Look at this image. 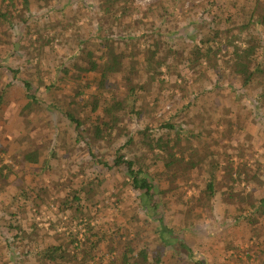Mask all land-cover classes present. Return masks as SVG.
<instances>
[{
    "label": "rangeland",
    "instance_id": "1",
    "mask_svg": "<svg viewBox=\"0 0 264 264\" xmlns=\"http://www.w3.org/2000/svg\"><path fill=\"white\" fill-rule=\"evenodd\" d=\"M158 1L128 0L130 11L132 6L136 9L132 10L131 17L140 18L148 6ZM84 2L88 8L81 9L80 0H29L27 8L20 7V2L16 11L19 9L24 20L9 14L7 21H0V95L3 98L0 167H5V176H0V264H109L117 261L123 250H130L128 247L125 250L126 243L134 251L145 247L150 260L158 252L162 264H195V261L264 264V211L252 212L249 203L240 199L251 194L250 203L256 204L264 196V99L258 87L260 81L264 84V74L243 86L241 76L219 54L216 67L213 59L205 58L197 67L187 61L179 63L161 87L152 85L143 73L141 82L146 86L139 91L140 113L124 121L128 129H133V143L129 150L122 151L125 158L135 160V167L143 165L145 175L156 181L153 201L147 211L143 207L146 200L142 192L131 188L125 169L108 168L99 162L112 163L115 144L126 139L125 130L114 129L118 133L114 144L106 139L96 140L90 128L78 136L74 125L62 113L80 110L79 105L71 108L69 104L75 84L60 80L62 69L68 67L69 57L77 47L84 46L88 43L85 39L97 32L94 10L101 1ZM195 2L200 5L212 2L211 11L230 16L229 24L235 27L246 20L255 5L258 13L264 12V0ZM189 8L190 1H186L175 18L160 25L163 31L182 32L172 37L167 35L166 39L175 42L184 57L191 55L199 33L206 31L204 22L193 20L196 8L191 17L185 16ZM130 22V15H125L113 27L112 34L118 36ZM106 25L105 21L103 27ZM27 26L31 35L26 33ZM132 27L129 24L127 30L131 31ZM106 31L100 30V34L104 36ZM251 31L256 32L255 37L260 33L264 38L262 25L242 32L237 29L235 33L238 39L244 40ZM51 36L53 40L47 43ZM77 36L81 38L77 40ZM140 44L143 46L142 40ZM11 69L41 79L36 94L38 104H31L25 98L23 84ZM95 76L90 74L88 79L91 81ZM50 83L54 86L47 88ZM109 84L115 93L123 96L120 90L125 85L120 76L111 77ZM93 89L94 86L85 89L86 98H90ZM169 119L180 133L176 156L185 160L205 159L202 168L194 170V174L201 173L195 180L186 181L177 176L170 184L158 176V168L164 171L163 162L152 167L154 157L146 151L145 139L165 133L158 124ZM119 125L123 128L122 123ZM146 125L152 127V134L138 133ZM175 136L171 133V140ZM28 151L41 153L39 164L25 160ZM210 164L217 166L215 193L211 197L202 190ZM242 164H246L245 171L239 170ZM173 171L181 170L174 168ZM85 178L91 181L85 185L89 198L81 194L83 214L71 217L73 212L67 207L71 189L79 188L80 181L85 184ZM234 195L239 196L233 200ZM160 224L167 225L172 235L191 247L195 254H181L168 242H160L155 233ZM88 227L93 228L94 239H98L94 259L86 261L80 247L76 260L70 255L54 262L42 259L39 253L50 243H61L66 253L74 252V237L83 242L89 233ZM131 254L132 260L137 258Z\"/></svg>",
    "mask_w": 264,
    "mask_h": 264
},
{
    "label": "trees",
    "instance_id": "2",
    "mask_svg": "<svg viewBox=\"0 0 264 264\" xmlns=\"http://www.w3.org/2000/svg\"><path fill=\"white\" fill-rule=\"evenodd\" d=\"M84 1L80 0L82 2L81 9L88 8ZM100 1L101 4L96 6L97 10H94V18L96 20L98 19L97 32L94 31L93 35L85 39L88 43H84V46L81 44L82 46L79 45L77 47L69 57L71 58L69 62H71L68 64V67L62 69L63 77L60 78L61 81L71 80L74 82L75 89L73 96L69 98V104L71 108L79 105L80 110L77 112L72 109V111L68 110L62 113L74 125L78 136H81L83 131L90 128L96 140L106 139L108 143L114 144L115 138L118 136L117 132L114 133V129H117L119 132L123 129L125 130L127 133L125 136L126 139L123 143L115 144L112 163L109 164L102 160L99 162L108 168L123 167L131 188L135 191L142 192L143 198L146 200L144 201L143 207L148 211V204L153 201V189L157 186L156 181L148 175H145L143 165L135 167V160L125 158L126 155L122 151L123 149L129 150L133 143V129H128L124 121L132 119L134 115H139L140 113L141 107L137 103L142 98L139 96V91L143 90L146 86L145 82H141L143 73L148 75L147 80L149 79L152 85L159 84L161 87L167 81L166 78L176 70L173 68L179 63L184 64L187 61L197 67L201 63L202 58H205L207 60L213 59L215 61L213 66L216 67L218 65L216 56L219 54L230 69L236 75L241 76L243 86L250 84L255 76L260 75L261 77L264 74V48L262 46L264 45L262 43L264 38L263 36L261 37L260 33L259 37H255L256 32L251 31L252 33H247V38L240 40L235 30L239 29L242 32L247 31L249 28L256 29L258 25L264 26V12L261 11L258 13V7L255 5L250 9L246 20L238 27H235L229 24L231 20L230 16L224 17V15L221 16L211 11L212 2L208 5H200L195 0H160L148 6L140 18L133 19L131 13L132 10L136 11V9L132 6V10L130 11L131 6H128V0ZM186 1H190V8L185 11V16L192 15L193 10L196 8L197 11L194 13L196 16L193 20H195L194 22H204L206 31L199 33L200 37L197 39L198 42L194 43L191 47V55L184 57L180 54L179 48L175 47L176 43L166 39L167 35L172 37L182 32L176 33L175 30L177 29L163 31L160 25L163 23L168 24L169 18H175L176 13L181 12L184 8ZM20 2V7L27 8L29 0H20ZM20 2L19 0H0V21H7L9 14L24 20V17L18 13L19 9L18 12L16 11L19 8L18 3ZM116 4L118 5L115 6ZM125 15H130L131 21L128 23L127 28L129 24H133V27L131 31H128L127 28L124 30L121 29L118 36L115 37L112 34L113 27L118 25L117 22ZM191 20L188 25L191 24ZM105 21L107 25L104 28ZM156 22L159 23L157 24ZM69 24L67 22V25ZM25 28H27L26 33L31 35L30 26ZM146 28L148 29L146 30ZM100 30H107L106 34L102 36ZM53 38L51 36L46 42H51ZM80 38L81 36H77V40ZM140 39L143 41V46L140 44ZM135 41L137 44L134 43ZM241 41L243 42L241 43ZM120 42L123 44L122 47H120ZM215 45L216 47L214 49L213 46ZM138 56H140L139 59ZM163 68L166 71H163ZM71 71L72 73L70 74ZM11 72L14 77H18L22 82L25 98L31 104H38L36 94L41 87V79H35L33 75L23 74L19 69H11ZM90 74L96 75L91 81L88 79V75ZM115 75L120 76L124 81V89L120 90V92H123V96L115 93L110 87V79ZM53 86L54 83H50L47 85V88ZM91 86H94L92 95L90 98H86L85 89L91 88ZM258 87L261 89L259 94L264 99V84L262 81L258 83ZM2 99V95H0V105ZM262 102L264 104V100ZM121 123L123 124V128L118 127L121 126L119 125ZM158 127L164 129L165 133L157 137L153 136V129L149 125H146L142 130H138V133L145 135L146 133L152 134V137L145 139V148H147L146 151L152 152L154 157L152 167L155 166L156 168L159 162H163L164 164V168L162 167L164 171L161 170V167L158 168L160 170L158 171V176L165 178L170 184L174 182L177 176L185 178L186 181L190 178L196 179V177H199L201 174L200 171L199 173L196 171L197 173L194 174V170L196 168H202L205 159L201 160L190 157L185 160L184 157L178 158L175 152L180 144V133L176 131L175 124L169 119L158 124ZM171 133H175L176 135V138L173 140L170 137ZM24 157L31 164H39L42 158L39 151H28ZM45 162L41 166L46 164ZM245 166L246 164H242L239 170L245 171ZM216 167L215 164H210L208 177L204 180L205 186L202 190L209 197L215 193L214 186L217 180L214 172L216 171ZM4 168L0 167V176L2 177L5 176L3 173ZM174 168H179L181 171H173ZM168 170L169 172H167ZM229 174L232 176V172H229ZM84 181L85 184L80 181L79 188L74 187L71 189V199L69 205H67L73 212L71 217H77L83 214V209L80 207L81 194L83 193L84 196H87V199L89 198L87 195L88 191L85 190V185H87L86 183L90 184L91 181L88 178H85ZM158 190L167 192L166 189L158 188ZM235 196L238 197L239 195H234V199H231L235 200ZM240 199L241 202L246 201L249 203L252 207V212L264 211V196L261 199H257L258 202L256 204L250 203L252 202L251 194H247L242 198L240 197ZM152 207L153 210L156 209L155 204ZM161 220L162 218L160 217L159 221ZM92 230V227H88L89 233L83 242L77 239V237H74L73 241L76 242V245H73L75 251H72V253H69L70 251L66 253L64 245L61 243H50L39 254L42 259L52 262L62 258L64 259L68 255L76 260L78 254L81 253L77 250L80 247L83 249V257H87L85 259L86 261L94 259L96 257L95 249L98 239H94L96 234L92 233ZM155 230L160 242H168L169 245H173L175 250H178L181 254H195V251L191 247H188L182 240L172 235L171 229L167 225L160 224V228ZM163 232H166L167 235L162 234ZM172 238L173 242H171ZM126 245H124V248L128 247L130 250L128 252L124 250L121 252L118 257L119 259H117L120 264H162L161 255L158 252L150 260L145 247H138L137 251H134L130 243H126ZM130 253L137 258L132 260V257L130 258L129 256ZM117 261H110L109 264H116ZM195 264H202V262L195 261Z\"/></svg>",
    "mask_w": 264,
    "mask_h": 264
}]
</instances>
